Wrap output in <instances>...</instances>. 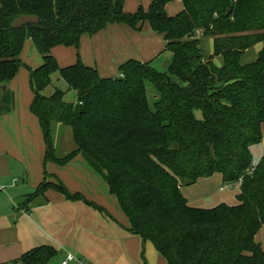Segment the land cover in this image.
<instances>
[{"label":"trees","instance_id":"trees-1","mask_svg":"<svg viewBox=\"0 0 264 264\" xmlns=\"http://www.w3.org/2000/svg\"><path fill=\"white\" fill-rule=\"evenodd\" d=\"M170 1L152 0L147 10L127 13L124 0H0V85L7 86L0 114L12 108L8 82L22 65L19 54L29 36L42 57L29 68L30 110L43 132L46 161L64 166L81 155L117 199L129 233L151 241L166 264H264L255 241L264 224V155L253 164L250 149L261 141L264 123V0H180L182 9L169 16ZM21 14L35 20L17 25ZM145 21L171 52L166 71L128 59L117 75L102 77L78 52L65 66L52 54L56 46L78 49L83 34L110 22L139 29ZM207 36L212 53L205 56L201 39ZM256 44V58L242 63ZM54 73L67 89L53 86ZM146 82L155 87L152 103ZM70 90L74 99L67 101ZM53 123L71 127L75 149L62 157L53 153ZM216 173L224 182L242 178L237 203L190 206L181 187ZM51 187L69 199L80 195L46 180L34 194ZM56 256L52 245L41 244L13 264H50Z\"/></svg>","mask_w":264,"mask_h":264},{"label":"crops","instance_id":"crops-1","mask_svg":"<svg viewBox=\"0 0 264 264\" xmlns=\"http://www.w3.org/2000/svg\"><path fill=\"white\" fill-rule=\"evenodd\" d=\"M151 1L152 0H124L123 10L127 13H134L139 7L147 10ZM181 9L182 3L180 0H173L165 5V11L169 16L175 15ZM212 39V37L207 36L201 40H204L207 47L208 52L206 55L212 53V46H209V41L212 44ZM251 48L253 49L251 54H254L251 59L254 60L256 54L261 48V44H256ZM251 48L247 49L243 55L245 53L247 54ZM51 51L56 58L60 55H67L69 61L75 60L77 58L76 53L78 52L81 61L84 64L95 68L102 77L117 75L119 66L128 59L150 62L156 69L158 67L166 69L171 58V52L165 50V40L163 39V35L153 31L149 26V23L146 21L139 29H133L124 23L110 22L95 33L83 34L80 38L78 49H75L74 47L56 46L52 48ZM161 56L163 63L160 65L158 60H160L159 58ZM221 59V56H216L214 57L213 62L220 66L222 64ZM217 60H221V62L217 63ZM40 62H42V57ZM64 62L66 61H63L62 64H65ZM10 96L13 99L12 94ZM11 105L12 108H10L9 111L0 114V127L7 132V136H5L4 133L2 134L3 131L0 128V134L3 135L4 138L0 142V147L2 146V148L6 150L8 147L5 145V137L18 145L21 141L20 136L22 135V132H19L22 125L16 123L18 113L15 111L14 102H12ZM261 131V141L258 145H255L262 149V155H264V123L261 125ZM18 147L20 146L18 145ZM253 147L254 145L251 146V151ZM75 159L76 158H73L72 160ZM82 159L83 165H81L83 169H85L88 175L93 179L91 183L88 184V187L97 190L99 193L98 189L101 187L97 186L96 183L98 182L97 179L101 180L102 177L88 165L83 157ZM72 160L69 163H71ZM77 161L80 160L77 159ZM57 167L60 168L59 171H54L53 173L43 171L42 173L39 166V168L33 173V176L28 167H26L27 182L25 183L23 180V184H26V187L19 188L16 196L13 199L11 198L13 204H10V206L5 208V213L13 216V225L0 227V249L6 250L5 252L0 253V263L5 262L6 260L13 263V261L23 252L41 244H49L57 250V256L50 264H60L65 258L66 252L70 254L72 253L75 256L76 260L73 261L74 263L72 262V264H93L87 257H85H93L92 250L85 247V243L82 244L83 238L85 237H83L84 235L80 236L81 234L78 233L77 227V225H79L80 228L85 226L81 213L79 212L85 204H78L76 201L83 199L87 204L91 202L90 204H93V206H96L97 208L99 206L100 208V204L104 203V200L99 199L100 194L99 198L87 195L84 190L80 188V185L83 184V177L80 172L79 174L81 177L78 176L77 172H74V177H69L62 173V167L64 166ZM3 175L4 174L1 176ZM59 178L61 179L60 182H63L67 186L66 187L62 183L68 188V191L71 194L77 193L82 197L79 195L73 199H69L63 193L51 187L44 192L43 196L39 195L40 197L38 199L35 198L34 201L28 202L25 205L23 204L22 206L18 204L20 199H24L28 195L34 194L37 186L43 180L58 183ZM102 190L106 193L108 192L106 182L105 186L102 185ZM52 212H56V214H51ZM93 225L95 226L96 224ZM61 230H64L65 232V236H63L64 239H67L69 235L76 233V236L72 235L70 237V239H72V246L70 248H67L68 245H66L63 238L59 239L54 235L57 231ZM41 235L47 236V239H42L43 237ZM138 239L139 236H134V234L125 237L124 242L126 249L128 250L132 248V242H138ZM255 241L260 243L264 250V224H262L255 235ZM146 242L147 243L144 245L146 256L143 257V264H166L165 260L158 254L151 241L147 240ZM67 244H69L68 240ZM97 249H99V247H97ZM10 252L13 254L12 256H10ZM100 258L103 261L95 264H131L127 261L128 257L127 255L125 256V253L112 260V257L108 253L103 252L101 253Z\"/></svg>","mask_w":264,"mask_h":264},{"label":"rangeland","instance_id":"rangeland-1","mask_svg":"<svg viewBox=\"0 0 264 264\" xmlns=\"http://www.w3.org/2000/svg\"><path fill=\"white\" fill-rule=\"evenodd\" d=\"M33 20V15L21 14L14 19V23L20 25ZM209 46H212L210 41ZM201 49L202 53L207 56L206 53L208 52V50L204 43V40L201 41ZM252 51L253 49L251 48L247 54L245 53L241 57L240 61L242 63L252 61L251 57L254 56V54H251ZM19 57L22 65L20 66L15 76L8 82L9 91L7 97H10L11 94L13 96L15 111L19 115H17L16 123L22 125L19 130V132H22V135L20 136L21 141L18 143L20 147L13 143L12 140L10 141L7 137H5V145L8 147L7 150L2 148V146L0 147V227L13 225V216L7 215L5 213V208L10 206V204H13L12 199L16 196L19 188L26 187V184H23L24 182H27L26 167H28L32 176L35 170L39 168V166L42 170V173L43 171L47 173H53L54 171L60 170V168L57 167L60 165L53 161L45 160L46 145L44 143L43 132L38 117L30 110L31 103L34 98V92L30 84L29 68L37 67L41 63V56L31 37L25 36ZM159 59L160 60H158V62H160L161 65L163 63L162 56ZM56 60L60 66H65L74 63L76 59L73 61H69L67 55H60L58 56V58H56ZM221 60H217V63H220ZM63 61H66L64 62L65 64H62ZM157 69L159 71H166L165 68L158 67ZM57 78L58 74L54 73L52 76L53 86H58L63 90L67 89L66 83L62 79ZM171 78L173 80H176L173 76H171ZM53 86H48L44 90V93L46 95L51 94L53 92ZM74 94V91H67L65 99L67 101H72L74 99ZM155 94V87L152 85V83L146 82V97L149 103L153 102ZM7 97H5V99H7ZM6 105V101L4 100L3 107L2 105H0V108L2 110L5 109ZM196 114L198 118L202 117L201 113ZM0 128L3 131L2 134L4 133L5 136H7V132L2 127ZM50 134L52 136V144L54 148L53 153L55 156H65L73 149H75V143L73 141L71 127L69 125L53 123L50 126ZM3 139V135L0 134V142ZM257 145H254L251 151L253 164L259 161L263 153L262 149L258 148ZM73 158L76 159L72 160L71 163L64 165V167L61 166L63 168L62 173L69 177H74V172H77L79 177H81L82 175L83 184L81 183L82 185H80V188H82L87 195H92L99 198L100 194L99 199L104 200V203L100 204V208L99 206L97 208L90 203H88V205L83 199H79L76 201L78 204H85L83 207L84 209L81 208L79 210L85 226L80 228V226L77 225L78 233L81 234L80 236L84 235L83 237L85 238H83L82 244L85 243V247L92 250L93 253V257L90 255V257H85H87L91 263L95 264L97 262L103 261L100 258L101 253L103 252L108 253L112 257V260L125 253V256L127 255L128 257L127 261L129 263L143 264V257L146 256L144 245L147 243V240L143 241L139 237L138 242H132V248L128 250L126 249L124 239L125 237L132 236L133 234L129 233V231L127 230L129 226L128 218L120 209L117 199L115 198V196L102 190V185L105 186V181L103 178H101V180L97 179L98 182L96 184L97 186L101 187L98 189L99 193L97 192V190H93L91 187H88V184L91 183L93 179L88 175L86 170L83 169V159L81 155H76ZM77 159L80 161H77ZM79 172L81 173V175L79 174ZM2 174L4 175L1 176ZM60 180L61 179L59 178V181ZM181 190L190 206L211 208L220 203H226L228 205L236 204L237 200L235 197L239 191V185H237L236 181L224 182L221 179V175L216 173L210 177L201 178L193 184L183 185L181 187ZM33 196L37 199L40 197L39 195L30 194L24 199H20L18 204L21 206L23 204L25 205L30 199L33 198ZM51 214H56V212H52ZM93 224L96 225L94 226ZM54 235L59 239H62L63 236H65V232L64 230L57 231ZM72 235L76 236V233ZM72 235H69L67 239L63 238L66 245H68L67 248H70L72 246V239H70ZM41 236L43 237L42 239H47V236ZM67 240L69 244H67ZM97 247H99V249H97ZM0 250V253L6 251L2 249ZM12 255L13 254L10 252V256ZM73 257L74 259L68 264H72V262L76 260L74 255ZM0 264L13 263L6 260L5 262Z\"/></svg>","mask_w":264,"mask_h":264},{"label":"built area","instance_id":"built-area-1","mask_svg":"<svg viewBox=\"0 0 264 264\" xmlns=\"http://www.w3.org/2000/svg\"><path fill=\"white\" fill-rule=\"evenodd\" d=\"M194 34H195V35H201V31H199V30H195V31H194ZM241 182H242V178H239V179L236 181L237 185H240ZM73 259H74L73 255L70 254V253H67L66 256H65V258L61 261L60 264H68V263H69L71 260H73Z\"/></svg>","mask_w":264,"mask_h":264},{"label":"water","instance_id":"water-1","mask_svg":"<svg viewBox=\"0 0 264 264\" xmlns=\"http://www.w3.org/2000/svg\"><path fill=\"white\" fill-rule=\"evenodd\" d=\"M6 85H0V94H2L6 90Z\"/></svg>","mask_w":264,"mask_h":264}]
</instances>
